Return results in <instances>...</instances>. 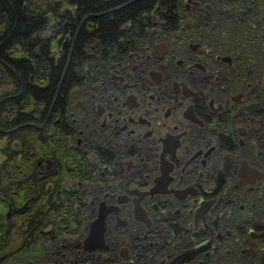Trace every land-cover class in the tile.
<instances>
[{
    "label": "flooded vegetation",
    "instance_id": "obj_1",
    "mask_svg": "<svg viewBox=\"0 0 264 264\" xmlns=\"http://www.w3.org/2000/svg\"><path fill=\"white\" fill-rule=\"evenodd\" d=\"M232 1L186 0L203 19L128 36L82 67L66 114L91 168L67 182L84 221L38 243L42 264H264V0ZM197 19L204 36L185 32ZM229 23L252 36H229ZM32 171L49 188L56 163L37 157ZM99 214L102 240L88 249Z\"/></svg>",
    "mask_w": 264,
    "mask_h": 264
},
{
    "label": "trees",
    "instance_id": "obj_2",
    "mask_svg": "<svg viewBox=\"0 0 264 264\" xmlns=\"http://www.w3.org/2000/svg\"><path fill=\"white\" fill-rule=\"evenodd\" d=\"M185 1L0 0V264H33L37 254L39 264L51 263L38 243L55 244L83 225V202L67 182L91 168L71 144L66 114L82 67L110 58L128 36L168 34L185 18L204 16L187 12ZM198 19L186 33L206 34ZM227 29L229 36H252L241 24ZM46 117L42 128L21 125ZM47 156L56 163L52 185L45 174L37 187L32 166Z\"/></svg>",
    "mask_w": 264,
    "mask_h": 264
},
{
    "label": "water",
    "instance_id": "obj_3",
    "mask_svg": "<svg viewBox=\"0 0 264 264\" xmlns=\"http://www.w3.org/2000/svg\"><path fill=\"white\" fill-rule=\"evenodd\" d=\"M92 15L91 13L85 14V16ZM83 16V17H85ZM23 124H32L34 126H40L41 123H33V122H25ZM102 240V215L99 214L97 217H94L90 223L86 233L85 238L83 239L84 247L86 248H94L95 246L100 244Z\"/></svg>",
    "mask_w": 264,
    "mask_h": 264
},
{
    "label": "bare ground",
    "instance_id": "obj_4",
    "mask_svg": "<svg viewBox=\"0 0 264 264\" xmlns=\"http://www.w3.org/2000/svg\"><path fill=\"white\" fill-rule=\"evenodd\" d=\"M36 127H38V126H36ZM88 249H92V248H88Z\"/></svg>",
    "mask_w": 264,
    "mask_h": 264
}]
</instances>
